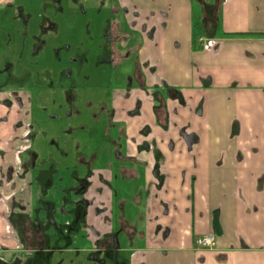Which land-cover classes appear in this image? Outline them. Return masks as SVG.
Segmentation results:
<instances>
[{
  "label": "crops",
  "instance_id": "obj_1",
  "mask_svg": "<svg viewBox=\"0 0 264 264\" xmlns=\"http://www.w3.org/2000/svg\"><path fill=\"white\" fill-rule=\"evenodd\" d=\"M134 2L156 12L159 22L155 45L142 50L156 80L115 98L127 159L93 152L91 185L82 196L68 190L84 167L69 160L55 166L52 158L37 165L31 155L29 97H22L23 108H9L15 97L0 93V264H30L38 253L36 215L46 199L63 225L72 221L73 206H86L88 220L71 246L79 251L81 239L94 247L116 233L117 256L128 264H264V0H226L218 35L204 48L196 42L193 0ZM158 80L166 94L179 92L166 99V126L154 112L151 85ZM50 176L44 193L42 181ZM122 214L131 242L119 225ZM209 232L216 247H198L197 236Z\"/></svg>",
  "mask_w": 264,
  "mask_h": 264
},
{
  "label": "rangeland",
  "instance_id": "obj_2",
  "mask_svg": "<svg viewBox=\"0 0 264 264\" xmlns=\"http://www.w3.org/2000/svg\"><path fill=\"white\" fill-rule=\"evenodd\" d=\"M202 3L214 6L207 7L208 16L219 24L213 37L202 31ZM224 3L226 0H193L197 13L196 42L203 44V48L207 40L218 35ZM155 14L154 11L142 10L134 0L0 2V93L10 91L15 97V107L19 109L23 108L22 97L25 101L29 97L31 104L25 106L28 116L25 131L29 129L28 140L33 154L37 155V165H44V161L52 158L55 166L69 160L79 167L77 156L80 152L88 157L91 152H101L103 157L113 158L119 157V152L122 160L127 159L121 145L127 136L123 122L116 120L115 98H127L130 89L145 87L146 82L152 84L156 80L152 74L144 78L138 73L149 74L150 68L155 66L142 53L147 43L155 45L153 39L159 25ZM50 15L54 18L53 23L58 20V25L53 29L46 25L47 29L43 31L38 22L53 24L48 23ZM104 31L118 37V40L113 43L107 40L102 34ZM111 51H115L114 63L107 62L111 59ZM70 56L71 60L79 59L72 66V74H64L65 79L61 73L56 78L60 69L64 72L71 67ZM134 70L136 74H133ZM159 81L153 86L163 92L166 99L179 96L177 90L166 94L164 83ZM167 118L166 103L161 125L166 126ZM124 170L126 175H130L127 166ZM82 171L84 169L79 173ZM98 173L96 171L95 178H98ZM53 189L56 192L55 186ZM141 195L139 193L140 201ZM127 222L123 223V230L129 238L130 224ZM49 240L48 245L51 243ZM81 240L85 245L82 251L74 247L63 252L55 251L50 264L88 261V252L95 248L92 243Z\"/></svg>",
  "mask_w": 264,
  "mask_h": 264
},
{
  "label": "flooded vegetation",
  "instance_id": "obj_3",
  "mask_svg": "<svg viewBox=\"0 0 264 264\" xmlns=\"http://www.w3.org/2000/svg\"><path fill=\"white\" fill-rule=\"evenodd\" d=\"M60 4H63V3H60ZM60 4H58V6ZM79 8H80V6H79ZM60 15H61V13H60ZM48 19H49L48 23L54 22L53 16H51V15L48 16ZM57 21H55V23H53L51 25L46 24V23H45V25H42V22L39 21L38 25L44 31V29L45 30L47 29L46 25L51 27V29H53L55 26H57L58 25ZM102 34H104L107 37V40L111 41L112 43L118 40V37L112 36L107 31L102 32ZM98 46H99V44H98ZM113 53L115 54V51H113ZM113 53L111 51V54H110L111 59H108L107 62L114 63L115 55H113ZM71 58L72 57L70 56V61L72 63L71 67H68L64 72H62V69H60L58 71L59 72L58 75L55 76L56 78H58L61 73L63 74L62 76L65 79H66V76L64 74H66L67 76H70L72 74V72H73L72 66L76 62V60H79V59L71 60ZM151 70H152V68H150L149 74H148V72L147 73L145 72V74L143 72L142 73L138 72V73H140L141 77L149 78V75L151 74ZM136 73H137L136 70H134L133 74H136ZM5 77H8V75L4 76V78ZM156 91L157 90H155V93H156ZM107 92H109V91H107ZM108 94H111V93L109 92ZM155 103H156V100H155ZM7 106L9 108H13V107H15V104L9 103ZM154 107H155V104H154ZM154 112H155V108H154ZM155 114H156V112H155ZM156 117H157V115H156ZM157 120H158V118H157ZM158 122H159V120H158ZM22 123H23L22 121H18L17 125L21 127ZM27 137H29V129H28ZM30 148H28V150ZM29 151H30L31 155H33L32 149ZM117 156L121 157L122 155L119 152H117ZM77 159L82 163V164H80V166L84 167L85 173L83 175H80V176L77 175L76 173H74V185L68 190L69 196H74V195L82 196L88 190L89 185H91V182H90L91 178L93 176V163L97 160L96 158H94L92 156V152L90 153L89 157H87V154H85V156L83 157V152H80V153H78ZM89 170H91V171H89ZM52 183H53V178L51 176L43 179L42 190L44 193L48 190L49 187L52 186ZM69 211H72L73 219L70 223L63 225L57 220V217H56L55 212H54V206H52V202L48 199L43 201L42 210H41V212L38 213V215H36L35 229L38 232H40L39 234H40L41 238H44L43 234H45L46 239L49 240L50 238L47 235L51 234L52 238H54V240L51 241V243L48 245V249H51V251H45L44 253H36V252L33 253V256L31 257L30 264H45V263L50 264L51 263L50 260L54 256L55 251L63 252V251L72 249L71 246L73 244V235L76 233V230L82 225V223L86 222L88 219H86V206L84 204L79 203L76 206H73V208ZM120 217H119V225H120V228L123 229V227L120 224ZM128 224H130V223H128ZM64 226H66L65 229H64ZM86 227H87V225H86ZM96 232L97 231L94 228L89 229L88 236L92 235V234L94 235ZM56 241H63V243H69L70 242L71 244L68 245V247H61V245L57 244ZM49 242H50V240H49ZM107 243H112V246L107 247ZM118 245H119L118 244V237H117L116 233H114L112 236H108L106 239H105V236L101 237L100 239L96 240L94 243L95 250L88 252V254H87L88 261L83 262L81 264H109V261L111 264H128V261L125 257L120 258L119 256H117L116 248L119 247ZM51 247H56V248H51ZM47 253H50L48 259H47Z\"/></svg>",
  "mask_w": 264,
  "mask_h": 264
},
{
  "label": "trees",
  "instance_id": "obj_4",
  "mask_svg": "<svg viewBox=\"0 0 264 264\" xmlns=\"http://www.w3.org/2000/svg\"><path fill=\"white\" fill-rule=\"evenodd\" d=\"M216 3L215 2V6H216ZM202 8H203V19H202V31L203 33L206 35V36H209V37H213L216 35L217 33V29L219 27V24L218 22L216 21V19L214 20L213 17H209L208 14H207V7L209 8H213V4L210 5V6H207L206 4L202 3ZM205 10V11H204ZM155 100H156V103H155V112H156V115H157V118L159 120L160 123H163V120H164V114L166 112V95L163 93V92H160V91H156L155 93ZM95 156V155H94ZM84 157V156H83ZM91 171V170H89ZM85 209V208H84ZM31 221V219H29ZM28 220V221H29ZM126 222L125 219H124V214H122V216L120 217V224L123 228L124 225L123 223ZM16 228L18 230H20L19 226L16 224ZM66 228V226H64V229ZM40 232H38V235H39V240L38 241V244L37 245V251L38 253H44L46 250H47V245H48V242H47V239L45 237V234L44 235V238H41ZM37 234V232H36ZM51 241L54 240V238H50ZM57 244H60L61 247H68V245H70L71 243H63V241H56ZM52 248H56V247H52ZM50 253H47V259L49 257ZM47 264V263H45Z\"/></svg>",
  "mask_w": 264,
  "mask_h": 264
},
{
  "label": "built area",
  "instance_id": "obj_5",
  "mask_svg": "<svg viewBox=\"0 0 264 264\" xmlns=\"http://www.w3.org/2000/svg\"><path fill=\"white\" fill-rule=\"evenodd\" d=\"M196 244L211 247L215 244V235L213 233H205L197 236L195 239Z\"/></svg>",
  "mask_w": 264,
  "mask_h": 264
},
{
  "label": "bare ground",
  "instance_id": "obj_6",
  "mask_svg": "<svg viewBox=\"0 0 264 264\" xmlns=\"http://www.w3.org/2000/svg\"><path fill=\"white\" fill-rule=\"evenodd\" d=\"M216 245H217V239H216V236H215V244L212 245L211 247L202 246V245L197 244L198 247H200V248H204V249H213V248L216 247Z\"/></svg>",
  "mask_w": 264,
  "mask_h": 264
}]
</instances>
